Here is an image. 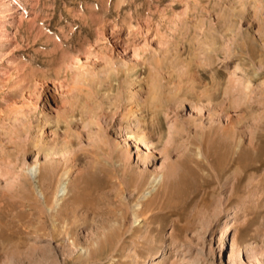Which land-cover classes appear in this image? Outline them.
Returning a JSON list of instances; mask_svg holds the SVG:
<instances>
[{
  "label": "rangeland",
  "instance_id": "rangeland-1",
  "mask_svg": "<svg viewBox=\"0 0 264 264\" xmlns=\"http://www.w3.org/2000/svg\"><path fill=\"white\" fill-rule=\"evenodd\" d=\"M0 264H264V0H0Z\"/></svg>",
  "mask_w": 264,
  "mask_h": 264
},
{
  "label": "bare ground",
  "instance_id": "bare-ground-1",
  "mask_svg": "<svg viewBox=\"0 0 264 264\" xmlns=\"http://www.w3.org/2000/svg\"><path fill=\"white\" fill-rule=\"evenodd\" d=\"M154 77V76H153ZM93 82V81H92ZM156 82V81H155ZM155 85V84H154ZM159 89V88H158ZM156 90H157V88H156ZM156 92V91H155ZM154 92V93H155ZM155 95V94H154ZM96 107V106H95ZM100 107V106H99ZM95 110V109H94ZM138 119V118H137ZM139 121V120H138ZM140 125H138V127H139ZM131 138H133L134 140H138V141H142V143H145L146 145H148V146H150V143H151V141H150V139L148 138V136L147 135H144V136H140L139 134L137 135L136 133H134V132H131ZM68 145V143H65V146H67ZM52 149V148H51ZM54 149V148H53ZM51 151V150H50ZM53 151V150H52ZM49 154H52V152H50ZM53 155V154H52ZM36 165V164H35ZM33 169L35 170V174L40 170L39 169V167H38V165H36L35 166V168L33 167ZM67 172H68V170L65 172V170H64V173L62 174V173H60L61 174V176H60V182L62 183V182H64L65 180H66V176L68 175L67 174ZM163 179H164V176L163 175H158L157 177H156V179H155V181L157 182V184H159V183H162V181H163ZM155 182V183H156ZM154 183V184H155ZM62 185V184H61ZM156 185V184H155ZM64 187V186H63ZM60 200V199H59ZM139 206H142L141 208H142V211H144V210H146V208H147V206H145V205H142L141 203L139 204ZM137 214L138 213H135V215H136V217H137ZM138 219V218H137ZM250 252H251V249L249 250Z\"/></svg>",
  "mask_w": 264,
  "mask_h": 264
}]
</instances>
